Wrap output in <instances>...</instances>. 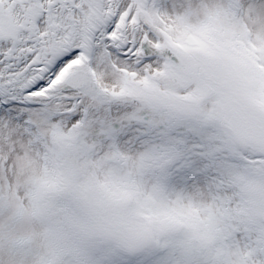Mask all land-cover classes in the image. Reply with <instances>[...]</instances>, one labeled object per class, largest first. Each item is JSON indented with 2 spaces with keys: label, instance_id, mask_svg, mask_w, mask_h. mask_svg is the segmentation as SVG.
Listing matches in <instances>:
<instances>
[{
  "label": "snow or ice",
  "instance_id": "1",
  "mask_svg": "<svg viewBox=\"0 0 264 264\" xmlns=\"http://www.w3.org/2000/svg\"><path fill=\"white\" fill-rule=\"evenodd\" d=\"M0 264H264V0H0Z\"/></svg>",
  "mask_w": 264,
  "mask_h": 264
}]
</instances>
